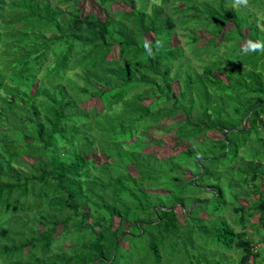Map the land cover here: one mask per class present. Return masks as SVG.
Returning <instances> with one entry per match:
<instances>
[{
  "label": "trees",
  "instance_id": "trees-1",
  "mask_svg": "<svg viewBox=\"0 0 264 264\" xmlns=\"http://www.w3.org/2000/svg\"><path fill=\"white\" fill-rule=\"evenodd\" d=\"M80 1L0 0V264H264V0Z\"/></svg>",
  "mask_w": 264,
  "mask_h": 264
},
{
  "label": "rangeland",
  "instance_id": "rangeland-1",
  "mask_svg": "<svg viewBox=\"0 0 264 264\" xmlns=\"http://www.w3.org/2000/svg\"><path fill=\"white\" fill-rule=\"evenodd\" d=\"M151 3L154 2V0H150ZM160 0H156V3H159ZM246 9H248L247 6H245ZM79 8L81 9V14L82 15H85L87 13H91L93 12L94 14L98 15V16H102V13H101V9L100 7L98 6V4L95 2V0H81L80 3H79ZM112 9H118V10H124V11H127L129 10V8L127 6H125L124 4H121V3H115L114 6H112ZM258 24L261 22L262 18H263V15H262V12L258 14ZM259 26L261 28L264 29V25H260ZM227 28H230V25L227 26ZM209 36L207 35H203L201 37V41L200 43L201 44H204L206 42V39L208 38ZM185 42V38L184 37H181V36H178V35H174L173 36V39H172V44H184ZM247 42H243L241 44L242 47H246L247 46ZM118 56V50L117 48H114L113 51L110 53L109 55V58H117ZM174 91L175 92H178L179 90V85L178 84H174ZM84 108L86 109H90L92 107H97L99 110L102 108V105L100 103V101L98 99H91L89 101H87L84 105H83ZM178 119H181L182 116H177ZM150 136L151 138L150 139H153V140H157L159 142H161L160 144H154V145H149L147 147L144 148V152L145 153H155V155L159 158H164V157H168V156H171V155H175L177 153H179V151L187 148V144L186 143H183V144H180V145H175L174 144V137H173V134L171 133H167V132H161V131H158V130H154V131H151L150 132ZM207 137L208 138H211L213 140H218L221 138L220 134L217 133V132H210L207 134ZM246 150L248 151L247 152V158H249V154H250V149L251 148H257L254 144L251 145L250 147L246 146L245 147ZM262 152H264V149L262 148ZM240 154H242V151L239 152ZM96 158V161L98 163L102 162L104 160L103 156L98 154L95 156ZM264 161V160H263ZM129 170L131 171L132 174H135L134 170H133V167L129 168ZM261 184V189L264 191V181L260 183ZM253 198H257V196H253ZM239 202L243 205H248V199L246 197H240L239 199ZM202 216L206 217L205 214H203ZM258 220H257V217L254 218L251 223H257ZM60 231V229L58 230V232ZM248 231L251 232V233H254V227H249L248 228ZM254 238H257V235L254 236ZM124 247L127 248V243L124 242L123 243ZM260 246H262V244H260ZM259 247V246H258Z\"/></svg>",
  "mask_w": 264,
  "mask_h": 264
},
{
  "label": "clouds",
  "instance_id": "clouds-1",
  "mask_svg": "<svg viewBox=\"0 0 264 264\" xmlns=\"http://www.w3.org/2000/svg\"><path fill=\"white\" fill-rule=\"evenodd\" d=\"M145 47L148 49L149 55L153 54L151 47H149L147 44L145 45ZM249 47L251 50H256V49L264 50V42H250Z\"/></svg>",
  "mask_w": 264,
  "mask_h": 264
},
{
  "label": "bare ground",
  "instance_id": "bare-ground-1",
  "mask_svg": "<svg viewBox=\"0 0 264 264\" xmlns=\"http://www.w3.org/2000/svg\"><path fill=\"white\" fill-rule=\"evenodd\" d=\"M89 212V211H88ZM229 253V252H228ZM252 254V253H251ZM263 255V254H262ZM184 263V262H183Z\"/></svg>",
  "mask_w": 264,
  "mask_h": 264
}]
</instances>
